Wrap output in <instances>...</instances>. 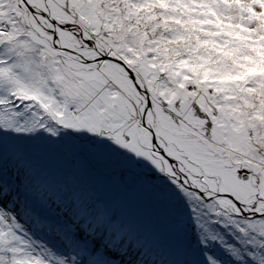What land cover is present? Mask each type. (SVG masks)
Segmentation results:
<instances>
[{
	"label": "snow or ice",
	"instance_id": "snow-or-ice-1",
	"mask_svg": "<svg viewBox=\"0 0 264 264\" xmlns=\"http://www.w3.org/2000/svg\"><path fill=\"white\" fill-rule=\"evenodd\" d=\"M0 264H264V0H0Z\"/></svg>",
	"mask_w": 264,
	"mask_h": 264
}]
</instances>
